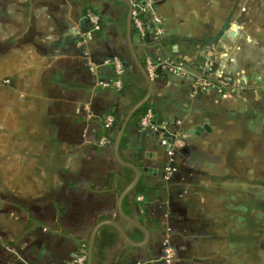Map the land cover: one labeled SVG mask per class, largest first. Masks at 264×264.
<instances>
[{
  "label": "crops",
  "instance_id": "obj_1",
  "mask_svg": "<svg viewBox=\"0 0 264 264\" xmlns=\"http://www.w3.org/2000/svg\"><path fill=\"white\" fill-rule=\"evenodd\" d=\"M128 1L138 59L189 70L152 79L159 127L133 114L119 144L139 172L121 208L148 235L117 207L134 172L114 139L146 92L127 4L0 0V264H72L106 221L140 245L104 224L91 264H264V0Z\"/></svg>",
  "mask_w": 264,
  "mask_h": 264
},
{
  "label": "built area",
  "instance_id": "obj_2",
  "mask_svg": "<svg viewBox=\"0 0 264 264\" xmlns=\"http://www.w3.org/2000/svg\"><path fill=\"white\" fill-rule=\"evenodd\" d=\"M139 15H140V11L138 9L132 10L131 18L134 23V26L136 27L138 33L141 36H144L147 25L144 21H142L139 18ZM86 17L88 21L92 24L93 28L98 30L100 27V17L98 16V14L93 13V12H87ZM113 63L115 66L116 79L110 85L113 86L114 88L120 89L122 86V78L124 76V66L119 59H114ZM159 63H160L159 66H161V71L167 69L169 72L176 73V74H184L189 71L186 65L176 60H161L159 61ZM157 67H158V64L153 63V61L151 60H147L145 69L151 79L156 76ZM194 77L195 78H194L193 86H192L193 92L204 91V90L210 89L211 87H215V85L212 82H210L208 76H201L197 74ZM105 85H108V84H105ZM151 116H152V113L150 110H148L145 113V115H143V117L141 118L140 123H141V126L144 128L155 130L159 127L160 124L150 123ZM114 122H115V118L112 115H108L104 121L105 127L109 129L110 127H112ZM106 142L107 140L105 137H102L100 139L101 145L106 144ZM170 257H171L170 252L167 251L166 262H169ZM85 262H86L85 254L81 253V254L76 255L72 264H85Z\"/></svg>",
  "mask_w": 264,
  "mask_h": 264
},
{
  "label": "water",
  "instance_id": "obj_3",
  "mask_svg": "<svg viewBox=\"0 0 264 264\" xmlns=\"http://www.w3.org/2000/svg\"><path fill=\"white\" fill-rule=\"evenodd\" d=\"M123 2H125L128 6V14H127V38H128V45H129V49H130V54L132 57V60L136 66V68L139 70L140 74L143 76L144 80H145V84H146V92L144 94V96L129 110V112L126 114V116L123 118V120L120 123L119 129L117 131V134L115 136L114 139V144H113V151H114V155L115 158L118 162H120L121 164H123L124 166H127L129 168H131L134 172V177L132 179V181L124 187V189L122 190V192L120 193L119 197H118V212L119 214L125 218L126 220H128L129 222H131L132 224H134L135 226H137L138 228H140L143 233L145 238L147 237L148 233L146 231L145 228H143L142 226H140L139 224L135 223L132 219H130L128 216H126L124 214V212L122 211L121 208V202L122 199L124 198V196L130 192L134 186L136 185L137 181H138V177H139V172L138 170L131 165L130 163L122 160L119 156V144H120V140L122 138L123 135V131L124 128L127 124V122L130 120V118L132 117V115L141 107L143 106L147 100L150 97L151 94V90H152V79L149 77L145 67L142 65V63L140 62V60L138 59V56L135 53L134 50V46L130 40V22H131V12H132V5L128 0H122ZM104 224H111L112 226H114V228L119 232V234L121 235V237L128 242L129 244H133V245H140V243L138 242H133L131 241L128 236L126 235V233L122 230V228L120 226H118L116 223L112 222V221H106V222H100L98 223L92 230L91 234H90V238L88 241V245H87V252H86V262L85 264H91L92 261V246H93V242H94V237L96 234V231L98 230V228Z\"/></svg>",
  "mask_w": 264,
  "mask_h": 264
},
{
  "label": "trees",
  "instance_id": "obj_4",
  "mask_svg": "<svg viewBox=\"0 0 264 264\" xmlns=\"http://www.w3.org/2000/svg\"><path fill=\"white\" fill-rule=\"evenodd\" d=\"M139 18L143 21V18H142V15L140 14L139 15ZM135 26H134V23H133V21H132V25H131V30L132 31H135ZM141 61V63H142V65L146 68V66H145V63H144V61L141 59L140 60ZM153 63H156V64H158V67H157V73L158 74H156V77L158 76V75H161L162 74V72H161V66H159V61H153ZM154 78V77H153ZM152 78V79H153ZM148 105L147 104H144L143 106H141L135 113H134V115H133V118L137 121V120H139V119H141L142 117H143V115H145V113L148 111ZM151 111V113H152V116H151V118H150V123H152V124H157V123H159L160 122V119L157 117V115L155 114V112L153 111V110H150Z\"/></svg>",
  "mask_w": 264,
  "mask_h": 264
}]
</instances>
